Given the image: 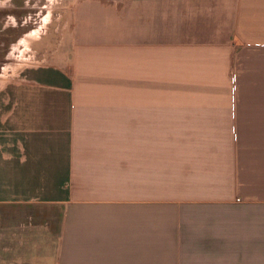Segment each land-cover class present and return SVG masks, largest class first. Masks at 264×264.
<instances>
[{"label":"crops","instance_id":"0c3cea01","mask_svg":"<svg viewBox=\"0 0 264 264\" xmlns=\"http://www.w3.org/2000/svg\"><path fill=\"white\" fill-rule=\"evenodd\" d=\"M70 5L1 11L0 264H264V0Z\"/></svg>","mask_w":264,"mask_h":264},{"label":"rangeland","instance_id":"374dc122","mask_svg":"<svg viewBox=\"0 0 264 264\" xmlns=\"http://www.w3.org/2000/svg\"><path fill=\"white\" fill-rule=\"evenodd\" d=\"M106 2H114L118 3L119 0H103ZM7 2V3H6ZM121 2V1H120ZM71 0H0V19L3 14L9 13L11 15H14L16 21L13 22V26H17L16 29L19 30H32L35 31V34H30V38L33 39L36 37V33L43 31L44 29L53 30V25H55V19L58 17L59 14L64 15L65 12H68L71 7ZM2 6H8L7 8L3 9ZM39 6V11L32 9L33 7ZM2 11V12H1ZM47 22V23H45ZM63 20L57 21L58 25L62 23ZM34 27V28H33ZM41 28L39 31L38 29ZM31 33V31H30ZM51 34V32L49 31ZM43 37L41 43L45 42L44 44L48 46V44L51 46V43L48 42V38L51 37V35ZM16 38L15 36H12L9 38V41ZM8 41V42H9ZM29 41V40H28ZM40 43V44H41ZM4 44V43H3ZM10 44V42H9ZM9 44H5V48H8ZM17 248V247H16ZM16 248H14L13 252L16 253ZM34 253V250L31 254ZM36 264L32 258L26 261L20 260L19 262H15L14 264Z\"/></svg>","mask_w":264,"mask_h":264},{"label":"flooded vegetation","instance_id":"af4514ba","mask_svg":"<svg viewBox=\"0 0 264 264\" xmlns=\"http://www.w3.org/2000/svg\"><path fill=\"white\" fill-rule=\"evenodd\" d=\"M9 1H11V0H9ZM47 1L49 2V0H47ZM6 3H7V2H6ZM38 8H39V6H38V7L35 6V7H33L32 9H34V10H36V11L38 12V11H39Z\"/></svg>","mask_w":264,"mask_h":264},{"label":"bare ground","instance_id":"6f19581e","mask_svg":"<svg viewBox=\"0 0 264 264\" xmlns=\"http://www.w3.org/2000/svg\"><path fill=\"white\" fill-rule=\"evenodd\" d=\"M28 39H31V38H28Z\"/></svg>","mask_w":264,"mask_h":264}]
</instances>
